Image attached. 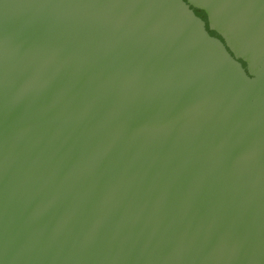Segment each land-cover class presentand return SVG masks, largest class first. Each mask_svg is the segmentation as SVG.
Wrapping results in <instances>:
<instances>
[{"label": "water", "instance_id": "1", "mask_svg": "<svg viewBox=\"0 0 264 264\" xmlns=\"http://www.w3.org/2000/svg\"><path fill=\"white\" fill-rule=\"evenodd\" d=\"M0 264H264V0H0Z\"/></svg>", "mask_w": 264, "mask_h": 264}]
</instances>
